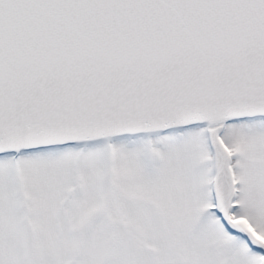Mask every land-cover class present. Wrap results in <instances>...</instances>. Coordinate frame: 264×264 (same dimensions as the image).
<instances>
[{
    "label": "snow or ice",
    "instance_id": "obj_1",
    "mask_svg": "<svg viewBox=\"0 0 264 264\" xmlns=\"http://www.w3.org/2000/svg\"><path fill=\"white\" fill-rule=\"evenodd\" d=\"M0 264H264V0H0Z\"/></svg>",
    "mask_w": 264,
    "mask_h": 264
}]
</instances>
